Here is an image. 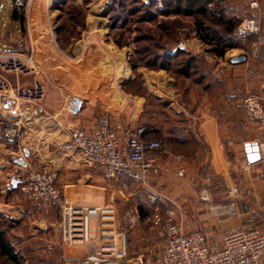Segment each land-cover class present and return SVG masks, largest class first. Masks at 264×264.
<instances>
[{"label":"crops","instance_id":"crops-1","mask_svg":"<svg viewBox=\"0 0 264 264\" xmlns=\"http://www.w3.org/2000/svg\"><path fill=\"white\" fill-rule=\"evenodd\" d=\"M18 5L19 1L13 0L8 24L11 31L8 38L5 37L7 44L2 42L6 28L3 20L0 48H13L11 45L19 47L24 43L20 35L22 19L16 12ZM208 7L211 12L218 13L216 17L220 22L236 23L232 37L240 21L252 16L244 0H214ZM258 15L260 30L264 35V0L259 1ZM183 48L201 60L200 41L183 45ZM247 52L248 49L237 48L232 54L218 57L213 64L203 62L205 87L187 84L184 92L177 88L173 79L166 86H157L154 97L169 100L167 110L171 120L166 131L158 123L152 125L147 120V106L142 98L123 91L104 95L94 106L90 101L70 94V91L67 94V90L46 86V95L41 102L44 112L41 114L35 111L34 106L11 97L5 108L0 110V115L22 126L25 131L19 142L24 158L17 156L21 169L18 175L29 167L54 170L58 175V187L69 199L79 205H91L94 200L92 193L98 189V175L101 173L83 163L78 154L64 151L62 145L68 140L70 129L90 127L97 116L105 114L119 119L130 128L142 126L160 132V140L146 138L157 140L162 145L161 152L156 154L161 172L154 182L158 187L157 192L165 197L170 192L173 196L169 202L174 213L169 219L184 234L205 231L219 239L218 235L232 229L262 227L258 216L264 218V161L252 164L247 161L249 148L258 146L261 134L255 121L244 113L241 97L245 94L264 97V63L254 62ZM240 54L247 56L246 61L232 64L231 59ZM7 78L13 87L21 88L27 83V79ZM184 93L187 100L182 101L180 96ZM72 97L81 102L77 114L69 111ZM13 152L17 153V150ZM172 157H178L180 161L174 162ZM179 168H183L184 174H178ZM193 183L208 189L211 199L209 206H195L193 197L197 194L191 189ZM7 194L5 200L0 202V211H21L22 207L14 204L20 201L17 190H8ZM231 204L234 212L228 210ZM217 209L223 211L218 212ZM150 224L151 228L137 227L127 234V259L123 264L157 263L163 251V239L158 236L159 227L152 222Z\"/></svg>","mask_w":264,"mask_h":264},{"label":"rangeland","instance_id":"rangeland-1","mask_svg":"<svg viewBox=\"0 0 264 264\" xmlns=\"http://www.w3.org/2000/svg\"><path fill=\"white\" fill-rule=\"evenodd\" d=\"M18 1L16 12L22 19L20 35L24 43L19 47L11 45L13 48H0V54L31 62L28 64L31 67L28 72L19 73L18 76L7 74V77L27 79L26 85L21 88L12 86L15 91L26 90L35 83L44 88L59 87L67 90V94L70 91V94L90 101L94 106L98 105L104 95L123 91L127 95L142 98L147 106V120L152 125L158 123L164 131L170 127L171 115L167 110L169 100L156 99L155 88L166 86L173 79L177 88L185 92L187 84L194 83L177 75L174 69L161 70L152 64L156 60L158 63L159 57H175L178 50L187 51L183 45L187 46L197 40L202 45L201 60H198L197 67L203 71V62L213 64L218 61V57L208 52L210 46L198 38L196 19L211 27L217 36L225 32V24L219 23L216 17L218 13L212 11V15L206 18L170 14L161 0ZM12 8L13 0L0 1V30L5 19L6 28L2 35L5 44L8 43L5 37L11 31L8 24ZM234 41L225 54H232L237 48H249L248 40ZM207 54L215 55L216 58L209 60L205 57ZM180 99L187 100V95L181 94ZM14 125V122L5 119L0 125V134ZM159 135L160 132L151 131L148 138L159 139ZM14 150L17 149L0 141V202L5 200L8 190L13 188L14 180L26 171L18 175L20 168L17 156L23 159L24 152L18 149L15 153ZM154 181L155 177L150 179L151 185L148 183L143 186L130 180H108L98 175V189L92 193L94 200L91 205H111L120 212L128 207H140L144 218H140V222L131 231L137 227L151 228L150 222L145 219L155 215L166 219L165 211L171 208L169 200L173 199L169 192L165 204H150L147 194L156 190ZM191 189L197 194L193 197L195 206L202 208L211 204L207 188L193 183ZM19 198L20 201L14 204L21 206V211H0V230L4 231L5 238L21 264H51L62 252L58 212L48 205L34 204ZM258 217L264 226V218ZM0 264L12 263L0 255Z\"/></svg>","mask_w":264,"mask_h":264},{"label":"built area","instance_id":"built-area-1","mask_svg":"<svg viewBox=\"0 0 264 264\" xmlns=\"http://www.w3.org/2000/svg\"><path fill=\"white\" fill-rule=\"evenodd\" d=\"M252 16L244 18L235 29L234 37L249 41L248 55L264 61V35L260 30L258 15L260 0H244ZM209 60L215 55L207 54ZM29 61L0 54V110L13 99L34 106L43 113L41 102L46 92L41 84L26 90H14L7 74L18 76L30 70ZM264 97L245 94L241 97L244 113L255 121L261 134L258 143L260 161H264ZM5 120L0 115V125ZM24 137L23 128L14 125L0 134L6 146L19 149ZM67 152L79 155L83 163L99 171L108 180L124 179L147 186L150 179L161 172L156 154L162 145L157 140L144 138V128H130L119 119L102 114L90 127H74L68 140L62 145ZM179 162L178 157H172ZM178 174H184L183 168ZM57 172L29 167L18 179L16 187L20 197L34 204H45L59 215L61 253L51 264H123L126 259L127 234L140 222L139 209L128 207L118 211L111 205H79L69 199L57 185ZM204 194V193H202ZM203 200H207L203 195ZM147 201L152 205L165 204L167 198L150 191ZM233 204L228 210L234 212ZM167 218L147 217L159 227L158 236L163 239V251L156 264H264V226L249 230L232 229L215 239L209 232L197 231L184 234L171 222V208L165 211Z\"/></svg>","mask_w":264,"mask_h":264},{"label":"trees","instance_id":"trees-1","mask_svg":"<svg viewBox=\"0 0 264 264\" xmlns=\"http://www.w3.org/2000/svg\"><path fill=\"white\" fill-rule=\"evenodd\" d=\"M164 7L170 14L186 15L191 17L206 18L212 15L208 5L214 0H161ZM211 13V14H210ZM214 15V14H213ZM219 18V17H217ZM219 23L225 24V32L216 35V32L209 26H205L204 22L196 19L195 30L198 38L206 45L210 46L208 52L215 54L217 57H223L226 51L233 45L234 40H238L232 37L234 25L236 23L231 21H221ZM235 32V31H234ZM229 33V34H227ZM217 36V38H215ZM235 38V39H233ZM217 39V40H216ZM158 56V55H157ZM161 56V55H160ZM198 58L187 51L178 50L175 57H159L152 66H156L161 70H172L180 77L190 79L194 84L201 87L204 86L206 76L202 70L197 67ZM157 63V65H156ZM151 131L148 128H144V138H147ZM140 218L144 217L142 209L139 207ZM0 255L6 258L12 264H21L18 256L14 253L12 247L4 236V231L0 230Z\"/></svg>","mask_w":264,"mask_h":264},{"label":"water","instance_id":"water-1","mask_svg":"<svg viewBox=\"0 0 264 264\" xmlns=\"http://www.w3.org/2000/svg\"><path fill=\"white\" fill-rule=\"evenodd\" d=\"M181 48L182 47H179V49H181ZM246 59H247V56L245 54H240V55L233 57L231 59V63L232 64L244 63L246 61ZM70 102H71V105H70L69 111L73 114H77L80 111V106H81L80 100L75 98V97H72L70 99ZM259 160H260V157H259V153H258V146L253 145L248 150L247 161L250 164H252V163H255ZM17 185H18V179H15L13 188H11L10 190L16 189Z\"/></svg>","mask_w":264,"mask_h":264},{"label":"bare ground","instance_id":"bare-ground-1","mask_svg":"<svg viewBox=\"0 0 264 264\" xmlns=\"http://www.w3.org/2000/svg\"><path fill=\"white\" fill-rule=\"evenodd\" d=\"M217 211H218V212H221V211H223V210H221V209H217Z\"/></svg>","mask_w":264,"mask_h":264}]
</instances>
